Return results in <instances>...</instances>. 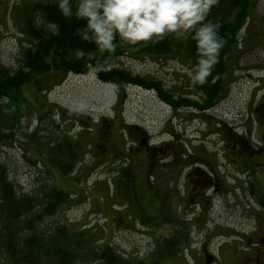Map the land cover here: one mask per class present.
Listing matches in <instances>:
<instances>
[{"label":"flooded vegetation","instance_id":"1","mask_svg":"<svg viewBox=\"0 0 264 264\" xmlns=\"http://www.w3.org/2000/svg\"><path fill=\"white\" fill-rule=\"evenodd\" d=\"M254 43L242 40L235 48ZM147 47H133L131 58L162 64L165 77L115 66L172 109L160 129L128 121L119 104L113 115L61 119L66 130V124L77 127L65 132L84 154L75 171L94 167L104 187L101 202L105 191L115 193L109 213L101 211L112 232L148 241L144 254L124 255L121 246L119 254L145 264H264V67L255 62L242 69L240 56L227 54L220 82L193 86L185 69L196 57L185 49L156 55ZM241 82L252 84L249 91Z\"/></svg>","mask_w":264,"mask_h":264},{"label":"trees","instance_id":"2","mask_svg":"<svg viewBox=\"0 0 264 264\" xmlns=\"http://www.w3.org/2000/svg\"><path fill=\"white\" fill-rule=\"evenodd\" d=\"M220 1L227 9L223 6L216 9L214 5L208 19L219 21L220 35L227 43L221 50L213 75H219L223 57L235 52L240 30L251 8L249 0ZM13 5L19 20L22 19L19 25L28 44L23 47L22 60L17 67L0 65V146L12 138L16 142L15 125L3 126L1 119L8 107L17 108L23 94L22 87L32 83L40 88L44 75L53 72L57 76H66L69 73L88 71L89 66L70 53L77 48L86 52L94 48L93 45L81 41L76 34L84 22L75 17H63L56 0H25L23 3L14 1ZM233 9L238 11L233 13ZM174 42L179 41L171 37L166 38L155 45L149 43L146 50L162 56L173 50L177 52L179 49H185L186 55L196 57L195 45L190 38L184 40L185 44ZM133 47L135 46H118L116 60L111 68L95 71L98 78L122 90L127 83L135 82L137 77L130 71L115 66L120 62L121 53L132 50ZM25 68L28 71H25ZM218 81L220 82V77L216 83ZM48 108L50 107L45 110L50 111ZM57 108L60 109L58 106ZM72 115L79 117L77 113ZM50 130L49 128L47 138L40 137L37 129L29 134L30 140H26L27 146H34L33 150L27 151L30 156L40 153L39 157L35 158V166L40 168L39 172L43 170L42 174H50L49 183L43 181L33 188L22 185L19 187L10 178L5 162L0 159V264H94L97 261L104 264H145L142 260L124 259L113 245L99 243L95 236L96 230L93 231L90 227L81 228L86 226V223L75 229L65 220L57 218L59 212L66 211L73 199L72 195L76 193L57 187L53 174L73 176L74 169L84 154L76 150L72 137L62 132L50 138ZM92 169L93 167L86 171L84 176H88L87 173ZM85 191L87 192V189Z\"/></svg>","mask_w":264,"mask_h":264},{"label":"rangeland","instance_id":"3","mask_svg":"<svg viewBox=\"0 0 264 264\" xmlns=\"http://www.w3.org/2000/svg\"><path fill=\"white\" fill-rule=\"evenodd\" d=\"M14 1L15 3H23L25 0H0V65L10 68L17 67L22 60L23 47L28 44L26 36L20 29L19 24H21L22 19L19 20L18 12H16L13 5ZM218 2L215 6L216 9L222 3L220 0ZM252 3L254 4L253 16H248L249 23L240 33V37H242V40L245 39L247 45L255 43L248 49L239 50L242 52L237 61V67L240 66L242 69L247 66L246 64L250 66L251 63L255 62H260L258 64L264 67V0H252ZM118 46L121 48L131 47L127 45ZM131 54V52L123 51L120 56V63L138 72L150 71L160 77H165L168 74L162 68V64L132 59ZM43 81L46 83L43 82L40 88L35 87L32 83L23 86V94L20 96L17 108L8 107V110L3 112V118L1 119L3 126L15 125L16 142L12 138L1 144L0 159L5 162L10 178L19 187L22 185V187L33 188L39 186L43 181V183H49L48 180H50L49 173L42 174L43 170L39 172L38 169L40 168L35 166V158L39 157L40 153L39 155L32 154L30 156L27 152L34 148L33 145L27 146L26 140H30L29 134L38 127V135L47 138L49 128L56 124V127H53L56 131H53L54 134L50 132L52 134L50 138L55 137L57 131L59 133L70 131L71 135L76 133L77 127L75 125L66 124L65 126L68 127L66 130L61 119L75 113L70 112L69 109L78 107L81 103L85 106L84 111L78 114L81 118H84V114L87 113L93 115L95 119L103 114L113 115V108H117L115 104H119L122 116L125 119L132 122H142L154 130L160 129L162 120L172 111V109L158 101L153 91L144 87L129 85L126 91L123 92V90H118V86L113 87L112 84L100 81L95 71L90 69L84 74H68L66 77L64 74L57 76L55 72L49 73L44 75ZM241 86L244 91L247 89L249 91L252 84L245 85V82H241ZM44 101H47L53 107H60L61 117L57 112H55L57 115H53L52 111L43 112L45 109ZM42 108L44 109L42 110ZM38 110L41 112V117L35 116ZM187 126V133L194 137L193 124L187 123ZM95 177L94 174L91 179ZM85 178L79 173L75 176L53 174V181L57 187L76 193V196L72 197L75 200L71 199V204L66 207V211L59 212L57 218L65 220L75 229L86 223L87 225L81 227L82 229L90 227L93 231L96 230L95 236L97 238H95L99 243H109L116 248L121 246L124 255H127L129 251V254L134 257L138 254H144L148 245L146 238L135 235H126L121 238L117 228L114 229V232L110 229L105 213L100 214L103 209L108 210L109 213V206L115 198L113 189L108 192L105 191L106 199L101 202L100 197L104 194L102 183L100 181L96 182L92 189L86 192L85 189H88L89 185L86 183ZM91 179H88L90 183L92 182ZM87 197L89 198L87 199ZM121 232L125 233V231ZM94 264H104V262L97 261Z\"/></svg>","mask_w":264,"mask_h":264},{"label":"clouds","instance_id":"4","mask_svg":"<svg viewBox=\"0 0 264 264\" xmlns=\"http://www.w3.org/2000/svg\"><path fill=\"white\" fill-rule=\"evenodd\" d=\"M56 3L63 17L84 22L76 34L94 48L87 52L77 48L70 54L83 60L90 70L111 68L118 45L147 46L170 37L181 42L190 38L196 59L185 72L191 84H215L219 79L213 72L227 41L220 35L219 21L208 19L218 0H56ZM84 107L81 103L69 111L79 114Z\"/></svg>","mask_w":264,"mask_h":264}]
</instances>
